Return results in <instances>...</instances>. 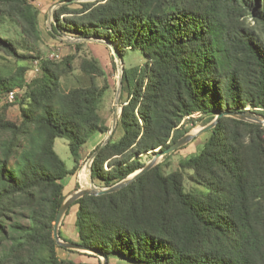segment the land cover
Masks as SVG:
<instances>
[{"label": "trees", "instance_id": "obj_1", "mask_svg": "<svg viewBox=\"0 0 264 264\" xmlns=\"http://www.w3.org/2000/svg\"><path fill=\"white\" fill-rule=\"evenodd\" d=\"M31 1L0 0V23L14 18L33 39L38 12ZM56 1L52 33L115 42L123 61L130 49L146 57L124 68L117 126L92 162L101 186L142 168L144 153L166 149L197 120L207 125L229 111L264 115V0ZM18 47L0 33L6 55L41 58ZM76 56L40 59V74L29 82L23 64L0 69V98L21 88L12 102L18 120L8 117L10 104L0 107V264H102L88 252L82 254L90 260L61 258L53 233L67 195L63 180L80 170L89 139L111 130L100 113L108 82L101 86L97 78L105 72L85 56L77 75ZM71 74L76 84L64 89ZM196 113L205 116L194 119ZM208 132L182 169L166 173L160 162L117 191L76 200L70 206H76V242L105 255L108 264L112 257L264 264V125L221 116ZM57 137L68 141L70 169L55 150ZM184 169L205 192L186 188ZM59 235L72 241L61 229Z\"/></svg>", "mask_w": 264, "mask_h": 264}, {"label": "rangeland", "instance_id": "obj_2", "mask_svg": "<svg viewBox=\"0 0 264 264\" xmlns=\"http://www.w3.org/2000/svg\"><path fill=\"white\" fill-rule=\"evenodd\" d=\"M82 2L85 0H75V2ZM31 3L34 5L35 9L38 12V22H37V33L38 36L36 38H29L26 34H24L22 26L20 23L14 19L7 17L5 21L0 23V33L3 36L13 38L19 42L18 52L20 54H28L32 56H41V58L37 59H27L22 61H17L13 57L6 55L5 52L0 50V69H7L6 66H11L13 69L18 65L23 64L26 66L27 71L25 73V81L29 82L32 78L36 77L40 74L36 71L37 61L42 58H48L51 54H56L54 59L60 60L66 55L76 54L75 66L76 69L74 73L79 75L81 72L78 69L80 64V60L82 57H94L96 58L102 69L105 72L104 76H100L97 78L99 85H104L108 82V88L103 98L102 107L100 110L101 115L107 120V123L110 127L113 126L114 118L116 113L120 114L121 101H120V93H118L119 87V79H120V67L116 61L114 56L113 45L115 46V42L111 44L101 40L99 38L91 37V39H85L82 37H78L75 35L67 34V33H52V25L55 21V11L59 8L60 3L56 0H32ZM74 3V6L77 4ZM73 15L72 13H67L63 16ZM36 58V57H35ZM146 57L143 56L142 52L137 49L128 50L125 60L123 61L124 66H132L136 64H142L145 61ZM123 60V59H122ZM74 75H67L63 78V87L64 89H69L76 84V81L73 77ZM21 89V88H20ZM19 89V90H20ZM7 95V94H6ZM5 95V97H6ZM17 95L12 99L9 98H0V107L3 104H10L8 107V117L12 120H18L20 118L19 115V107L17 104L12 102L15 101ZM205 115L196 113L193 115L194 119H200ZM189 117L185 119L187 122ZM188 125H191V121H188ZM202 121L197 120L195 126H193L189 132L197 133L188 143L173 151V153L169 157L159 156L157 163L161 162L162 171L168 173L175 169H182L180 167V162L184 161L189 156L195 154L198 150H200L202 144L209 136V132L203 131L199 132L201 128H203ZM109 134V133H108ZM108 134L96 133L94 134L89 141L85 144L82 149V161L81 168L76 175H69L67 178L63 180L65 185V191L67 193L66 196H69L72 192L76 191L80 187H93L95 184L97 186H101L98 181H94L91 179L90 174V166L87 167V163L90 162V157L93 154V151L96 149V146L102 143ZM120 133L117 131L116 137ZM1 136V134H0ZM55 150L60 155V157L65 161L66 166L70 169L74 166L75 161L70 152L68 141L63 137H57L55 139ZM160 149H156V151H151L144 153L141 157L142 161L149 162L152 157L159 151ZM185 171V186L188 190H203L202 186L194 183L191 178V170L184 169ZM95 183V184H94ZM79 186V188H77ZM76 206L70 207L63 220L61 221L59 230L64 233V235L70 238L72 241H77L78 236L76 235V228L74 224ZM85 251L77 250L75 252H70L64 247L60 245L58 248V253L61 258H69V259H78V260H90V257L82 254ZM89 253V252H88ZM66 258V259H67ZM111 261L115 264H120L121 260L112 257ZM121 264H141V263H128L122 261Z\"/></svg>", "mask_w": 264, "mask_h": 264}, {"label": "water", "instance_id": "obj_3", "mask_svg": "<svg viewBox=\"0 0 264 264\" xmlns=\"http://www.w3.org/2000/svg\"><path fill=\"white\" fill-rule=\"evenodd\" d=\"M60 5H61V3H60ZM85 39H91V38H85ZM101 40H104V39H101ZM104 41H106V40H104ZM106 42L111 44V42L108 40ZM113 50H114V56L116 58V61L120 67V79H119V87H118V93H120L121 87H122V76H123V71H124L125 66L123 64L121 54L119 53V51L117 50V48L114 45H113ZM121 111H122V107L120 108V113H121ZM119 116H120V114L116 113L115 118H114V122H113V126L111 127V130H110L108 136L101 143V145L93 152L92 156L90 157L89 163H90V174H91L92 180H93V177H92L93 159L97 155V153L101 150V148L111 138V136H112V134H113V132L117 126ZM221 116H231V117H234L237 119H242L245 121L255 122V123H259V124L264 125V115L263 114L253 112L251 110L229 111V112L219 113L209 124H207L203 128H201L199 130V132L207 131V130L213 128ZM196 134L197 133H191V132L186 133L185 135H183L182 137L177 139L175 142H173L166 149L157 151V153L152 157V159L149 162H147L142 168L136 170L135 172H133L132 174H130L126 178L120 180L119 182H117L111 186H97L94 183L95 185L93 187H85V186L80 187L76 191L72 192L69 196H66L64 201L62 202V204L60 206L56 221L54 223V228H53L54 237H55L57 243L59 245L65 247V248L80 250V251H85V252L96 254L101 258L102 264H108V260H107L106 256L101 254L100 252H98L94 249L88 248L84 245L78 244L77 242L66 241L60 237L59 227H60L61 221L63 220L67 210L70 208V206L76 200H78L79 198H81L85 195H88V194L100 195V194L114 192V191H117V190L125 187L126 185H128L129 183H131L132 181L137 179L140 175L144 174L145 172L150 170L152 167H154L157 164V160H158L159 156L161 157V156H164L166 154H169V153L177 150L178 148H180L183 145H185L186 143H188ZM93 182H94V180H93Z\"/></svg>", "mask_w": 264, "mask_h": 264}, {"label": "built area", "instance_id": "obj_4", "mask_svg": "<svg viewBox=\"0 0 264 264\" xmlns=\"http://www.w3.org/2000/svg\"><path fill=\"white\" fill-rule=\"evenodd\" d=\"M56 54H51V56L50 57H48V58H54V56H55ZM39 61H37V66H36V71L39 73L40 72V68H39V63H38ZM21 92V89L20 90H14L13 91V94H9L8 96H6V97H4V98H7V97H15L16 95H18L19 93Z\"/></svg>", "mask_w": 264, "mask_h": 264}, {"label": "bare ground", "instance_id": "obj_5", "mask_svg": "<svg viewBox=\"0 0 264 264\" xmlns=\"http://www.w3.org/2000/svg\"><path fill=\"white\" fill-rule=\"evenodd\" d=\"M9 94H13V91L9 92L6 96H8ZM8 98L9 100H12L14 97H8ZM86 166L89 167L90 163L88 162Z\"/></svg>", "mask_w": 264, "mask_h": 264}, {"label": "crops", "instance_id": "obj_6", "mask_svg": "<svg viewBox=\"0 0 264 264\" xmlns=\"http://www.w3.org/2000/svg\"><path fill=\"white\" fill-rule=\"evenodd\" d=\"M74 214H75V212H74ZM74 221H75V220H74ZM76 235H77V232H76ZM66 258H67V257H66ZM73 259H74V258H73ZM91 259H92V258H91ZM113 263H114V262H113ZM121 263H122V261H121ZM121 263H120V264H121ZM114 264H115V263H114ZM116 264H117V263H116Z\"/></svg>", "mask_w": 264, "mask_h": 264}]
</instances>
